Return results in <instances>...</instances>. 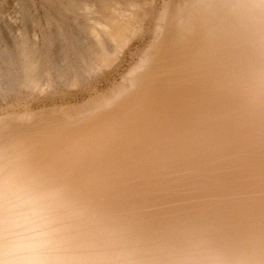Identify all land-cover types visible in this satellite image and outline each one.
I'll return each mask as SVG.
<instances>
[{
  "label": "bare ground",
  "instance_id": "1",
  "mask_svg": "<svg viewBox=\"0 0 264 264\" xmlns=\"http://www.w3.org/2000/svg\"><path fill=\"white\" fill-rule=\"evenodd\" d=\"M48 1L88 24L61 18L49 44L58 78L78 59L70 85L141 32L121 0ZM163 2L110 96L0 117V264H264V0ZM16 29L2 99L49 86Z\"/></svg>",
  "mask_w": 264,
  "mask_h": 264
},
{
  "label": "rangeland",
  "instance_id": "2",
  "mask_svg": "<svg viewBox=\"0 0 264 264\" xmlns=\"http://www.w3.org/2000/svg\"><path fill=\"white\" fill-rule=\"evenodd\" d=\"M98 1L100 2L101 0ZM131 1H135L137 5L129 7L128 2ZM39 3L44 5H39ZM119 4L127 10V14L130 13V9H134L133 17L128 18L125 24L131 28L138 26L141 28V32L135 36L136 38L131 39L132 42L130 41L131 43L128 44V49L125 48V51H123L124 55L122 54L121 58L118 59L119 61L116 63V66L114 65L110 69L107 68V70L104 69L101 72L102 75L84 77L82 79L78 78L75 85H70L73 74L79 70L78 59L74 58L73 50L69 47L70 60L64 64L62 76L58 78L55 73L56 71L53 69L55 61L51 50L52 44H49L60 37L59 35L54 37L53 34L60 33L58 26L61 25V18L74 21L72 24L87 26L88 24L82 13L79 11H66L48 0L46 2L40 0H0V40L8 41L10 37H13L11 35L16 33V28L22 27L25 38L34 47L33 61H37L39 73L43 77L40 76V82L43 85L49 84L44 91L23 87L6 95L5 99L0 98V117L4 116L6 110L16 115L47 113L51 111H78L87 104L101 101L105 97L110 96L123 85L124 72L130 63L140 60L141 52L158 30L157 19L161 15L164 2L163 0H121ZM44 15L46 16L44 17ZM30 24L31 27L29 26ZM26 26L27 28L25 29ZM69 40L68 43L70 42ZM69 65L70 68L68 69Z\"/></svg>",
  "mask_w": 264,
  "mask_h": 264
}]
</instances>
